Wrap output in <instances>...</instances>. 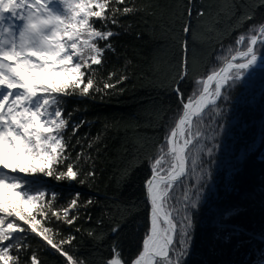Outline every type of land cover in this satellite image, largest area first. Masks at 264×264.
<instances>
[{
  "label": "trees",
  "instance_id": "1",
  "mask_svg": "<svg viewBox=\"0 0 264 264\" xmlns=\"http://www.w3.org/2000/svg\"><path fill=\"white\" fill-rule=\"evenodd\" d=\"M193 2L196 9L203 10V15L198 16L193 10L189 17L190 0H125L122 5H110L121 12L123 7L135 11L119 15L117 24L109 25L110 30L117 33L111 38L114 51H105L102 65H92L90 69L94 88L100 91L88 97H68L64 101V108L72 113L71 122L79 125L75 135L70 126L67 129L65 140L69 146L64 150L65 155L71 157L69 162L73 163L74 170L78 171V181L67 184L45 179V199L38 202L32 212L40 220L38 229L47 228L46 234L54 243L70 241L61 247L77 264H104L112 255L114 245H118V250L128 260L142 251L143 239L150 230L145 182L153 167L160 174H167L171 168L167 139L183 112L182 102H188L189 97L194 99L201 92L203 81L213 67L218 70L236 50L246 49L243 44L235 43L239 35L250 40L264 21V0ZM186 24L191 25L187 34L183 31ZM186 41L189 50L187 67H184L182 46ZM229 47L235 49L231 54L227 52ZM217 55L224 57L220 63H217ZM257 55L263 56L264 49ZM184 75L187 79L179 86L180 98L173 89ZM105 84L114 87L105 89ZM227 95L228 101L223 95L217 100L223 115L216 116L213 106H209L201 114L204 119L193 120V144L197 127L202 132L208 128L198 138L206 146L200 152L201 159L211 160L206 149L213 145L219 147L213 149L215 184L211 191L205 192L201 206L193 210L195 228L184 264H255L256 250H264V240L245 234L264 235V191H261L264 189V159L260 158L264 154V141L258 140L264 134V67L252 69ZM213 123H222L223 129L217 127L218 135L209 140L212 134L209 126ZM253 140L258 141V147L237 163L235 157L240 149ZM195 155L196 148L189 145L188 171L184 177L187 187L195 184L196 175L200 174L199 167L196 174H192ZM156 160H160L159 165L155 164ZM232 167L239 170L232 174L230 190L226 191L225 174ZM52 191L57 194L54 199L50 197ZM76 192L80 195L72 208L70 201ZM180 192L177 188V196ZM180 207L171 200L164 204L165 210L176 220L182 215L176 211ZM236 207L240 209L238 214L225 222L238 225L243 231L227 241L214 239L217 229L213 220L220 212ZM66 208L69 209L67 216ZM73 217V223L68 224L67 220ZM20 223L30 234L28 257L35 252L41 264H68L61 252L31 233L30 226ZM113 229L118 231L113 232Z\"/></svg>",
  "mask_w": 264,
  "mask_h": 264
},
{
  "label": "snow or ice",
  "instance_id": "2",
  "mask_svg": "<svg viewBox=\"0 0 264 264\" xmlns=\"http://www.w3.org/2000/svg\"><path fill=\"white\" fill-rule=\"evenodd\" d=\"M124 3L125 0H0V169L5 170L0 175V264H41L35 252L28 257L31 249L27 239L30 234L20 222L30 226L31 233L42 237L51 248L61 252L68 264H77L61 247L70 241L54 243L51 236L46 234L49 231L47 228L43 231L38 229L40 220L33 215L32 209L45 199V179L67 184L78 181V171L74 170L73 163L69 162L71 157L65 155L64 150L69 146L65 140L67 129L70 126L75 135L79 125L71 122L72 113L66 111L64 101L68 97H88L100 91L94 88L90 69L92 65H102L105 51H114L111 38L117 33L111 31L109 25L115 26L119 15L135 11L134 8L123 7L121 12L118 8L110 7ZM190 3L189 17L193 10L198 16L203 15V10L196 9L193 0ZM183 31L189 33L191 25H184ZM260 31L264 33V21L261 22ZM235 43L243 44L246 51L236 50V56L228 60L226 66L219 70L216 67L211 69L195 104L191 97L187 103L182 102L183 115L167 141L175 161L168 182L161 188L155 167L151 169L152 177L145 182V199L150 202L151 219L150 232L145 234L142 251L136 258L128 260L118 250V245H114L112 255L104 264H184L193 240V210L201 206L205 192L211 191L215 184L213 149L219 146L206 149L212 159L205 161L201 159L200 152L206 146L198 138L208 131L207 127L203 132L197 127L195 144L191 138L184 139L183 143L175 138L185 136L184 126H191L193 116L198 122L204 119L201 114L209 105L213 106L216 116L223 115L217 100L222 95L225 101L230 99L228 90L241 82L245 73L256 65L257 52L264 49V39L258 41L255 34L251 35L250 40L241 34ZM253 46H256V51ZM188 50L186 41L182 46L184 67H187ZM233 50L229 47L227 52L231 54ZM237 56L245 62L233 63ZM223 59L221 55L216 57L217 63ZM185 79L186 75L181 76L173 89L180 98L179 86ZM212 82H215L214 90L209 87ZM104 87L111 89L114 85L105 84ZM212 119L214 122L215 117ZM80 123L82 125L84 122ZM209 127L212 128V134L208 136L211 140L218 135L217 127L222 130L223 124L213 123ZM187 135H193L190 128ZM258 140L264 141V134ZM189 145L196 148L192 174H196L197 167L200 169L196 183L191 187L186 186L184 179L187 174L186 149H189ZM257 147V140L242 147L235 157L236 162H242ZM260 158L264 159V154ZM156 164L159 165L160 160H156ZM238 170L232 167L225 174L226 191L230 190L232 174ZM159 179L163 180L164 177ZM79 183L84 181L79 180ZM177 188L181 189L179 196L176 194ZM56 195L55 191L50 193L53 199ZM72 195L75 198L70 201V207L75 208L80 194L76 192ZM169 200L181 205L176 209L182 213L179 220L165 210L164 204ZM40 207L43 208V204ZM68 211L64 209L65 216ZM239 211L236 207L218 214L212 222L217 229L213 234L214 239L227 241L243 231L238 225L225 222ZM74 219H68L67 223L72 224ZM115 231L118 229H113ZM221 233L224 235L221 236ZM245 234L252 239L264 240V235ZM256 251L255 264H264V250Z\"/></svg>",
  "mask_w": 264,
  "mask_h": 264
},
{
  "label": "water",
  "instance_id": "3",
  "mask_svg": "<svg viewBox=\"0 0 264 264\" xmlns=\"http://www.w3.org/2000/svg\"><path fill=\"white\" fill-rule=\"evenodd\" d=\"M256 36H257V40L259 41V40H262L263 39V36H264V33H261V31H260V28L258 29V32L255 34ZM255 47L256 46H253V49H254V51H255ZM239 51H246V49H244V50H239ZM233 56H236V53H234L228 60H231V58L233 57ZM227 60V61H228ZM227 61L226 62H224V64L221 66V67H224V66H226V63H227ZM233 63H243V62H245V60L244 59H242V58H240V57H238L237 56V58H236V60H234V61H232ZM220 67V68H221ZM259 67H264V55L263 56H258V60H257V63H256V65L254 66V67H252V68H250L246 73H245V75L244 76H246L252 69H254V68H259ZM219 70V69H218ZM206 80V79H205ZM204 80V81H205ZM213 83V82H212ZM211 85V84H210ZM210 85H209V87H210ZM203 92V88H202V90H201V92L200 93H202ZM199 93V94H200ZM199 94L194 98V99H192V102H193V104H195V100L198 98V96H199ZM185 103H187V102H185ZM209 106H211V105H209ZM208 106V107H209ZM207 109V108H206ZM205 109V110H206ZM204 110V111H205ZM203 111V112H204ZM183 115V112H182V114H181V116ZM180 116V117H181ZM179 117V118H180ZM196 117L195 116H193L192 117V120H191V126H189L190 127V129L192 128V124H193V120L195 119ZM177 123H179V119H178V121L176 122V124ZM175 127V126H174ZM171 138V132H170V135H169V139ZM168 139V140H169ZM175 139H177L178 140V136L175 138ZM169 145V144H168ZM168 150H169V152H170V145H169V148H168ZM186 151H187V149H186ZM174 157H173V159H172V164H171V168H170V170L167 172V174H160V173H158V178H157V182H161V183H164V184H166L167 182H168V176H169V173L172 171V165L174 164ZM156 164V163H155ZM185 167H186V173H187V171H188V164H187V159H186V161H185ZM186 176V175H185ZM152 177V174H151V176L149 177V178H151ZM159 177H164V179L163 180H160L159 179ZM149 202V201H148ZM149 206H150V202H149ZM150 219H151V209H150ZM150 231V230H149Z\"/></svg>",
  "mask_w": 264,
  "mask_h": 264
},
{
  "label": "bare ground",
  "instance_id": "4",
  "mask_svg": "<svg viewBox=\"0 0 264 264\" xmlns=\"http://www.w3.org/2000/svg\"><path fill=\"white\" fill-rule=\"evenodd\" d=\"M263 39H264V36H263ZM214 84H215V82H213L211 85H210V90H213V88H214ZM184 128H185V136H183V137H180L179 135H178V141H179V143H183V140L184 139H189V138H191V136H188V137H186V135H187V133H188V131H189V125L188 124H186L185 126H184ZM191 130V129H190ZM168 139H169V137H168ZM168 139H167V141H168ZM167 145H168V143H167ZM168 148H169V145H168ZM167 153H169V154H171L172 155V153L171 152H169V150L167 149ZM172 159H173V155H172ZM159 184H160V186H162L164 183H161V182H158ZM150 232V231H149Z\"/></svg>",
  "mask_w": 264,
  "mask_h": 264
},
{
  "label": "rangeland",
  "instance_id": "5",
  "mask_svg": "<svg viewBox=\"0 0 264 264\" xmlns=\"http://www.w3.org/2000/svg\"><path fill=\"white\" fill-rule=\"evenodd\" d=\"M213 90H214V88H213ZM5 173V170H3V169H0V175H3ZM159 173V172H158ZM45 181V180H44ZM35 216V215H34Z\"/></svg>",
  "mask_w": 264,
  "mask_h": 264
}]
</instances>
